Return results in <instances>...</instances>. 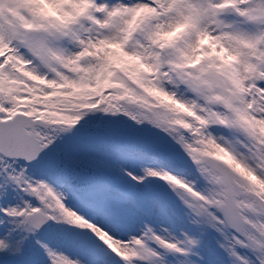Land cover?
<instances>
[{
  "label": "snow or ice",
  "instance_id": "obj_1",
  "mask_svg": "<svg viewBox=\"0 0 264 264\" xmlns=\"http://www.w3.org/2000/svg\"><path fill=\"white\" fill-rule=\"evenodd\" d=\"M0 264H264V0H0Z\"/></svg>",
  "mask_w": 264,
  "mask_h": 264
}]
</instances>
